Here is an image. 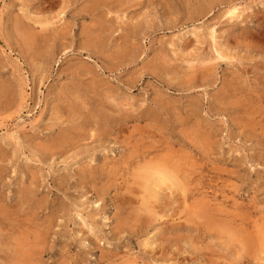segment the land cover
I'll return each instance as SVG.
<instances>
[{
  "label": "rangeland",
  "instance_id": "obj_1",
  "mask_svg": "<svg viewBox=\"0 0 264 264\" xmlns=\"http://www.w3.org/2000/svg\"><path fill=\"white\" fill-rule=\"evenodd\" d=\"M17 263L264 264V0H0Z\"/></svg>",
  "mask_w": 264,
  "mask_h": 264
},
{
  "label": "bare ground",
  "instance_id": "obj_2",
  "mask_svg": "<svg viewBox=\"0 0 264 264\" xmlns=\"http://www.w3.org/2000/svg\"><path fill=\"white\" fill-rule=\"evenodd\" d=\"M235 13V10L231 11V14ZM94 89V88H93ZM109 121V120H108ZM142 152V151H141ZM155 156V155H154ZM139 158V157H138ZM160 159V158H159ZM174 162V161H173ZM178 164V163H177ZM170 167V166H169ZM169 167L167 166H164V165H158L155 167V170L151 173H149L148 175L149 176H146V188H147V191L148 192V198L149 200L151 198L153 199H156L155 201H157L159 199V195L161 193V191L163 189H166V188H173L175 189L174 187H179L181 188V182L179 181V177L174 174V172L172 171H169ZM176 168V167H175ZM174 168V170H175ZM153 169V168H151ZM173 169V168H172ZM148 170V169H147ZM177 170V174H178V169ZM175 170V171H176ZM183 170V169H182ZM145 171V170H144ZM152 171V170H151ZM193 172V171H191ZM142 177V175H141ZM144 179V178H143ZM144 179V180H145ZM181 180V179H180ZM143 186V185H141ZM164 191V190H163ZM119 193V192H118ZM105 194V193H104ZM146 195V194H145ZM115 198V197H114ZM148 200V202L150 203V201ZM153 201V200H152ZM151 201V202H152ZM160 201V199L158 200ZM210 201V200H209ZM205 202V201H204ZM146 204V203H145ZM159 204V203H157ZM219 205V204H218ZM154 206L155 208V204L152 205L151 203V206L150 204L148 205V207H152ZM158 206V205H157ZM147 207V208H148ZM200 207V206H199ZM146 209V208H145ZM149 209V208H148ZM226 210V209H225ZM149 211V210H148ZM137 213V212H136ZM220 213V212H219ZM201 214V213H200ZM163 216V215H162ZM192 219V218H191ZM119 220V219H118ZM232 227V225H231ZM46 228V227H45ZM120 228V227H119ZM184 228V227H183ZM238 229V228H237ZM235 232V231H234ZM239 235V234H238ZM245 235V234H244ZM28 245V244H27ZM31 249V248H30ZM242 249V248H241ZM34 256V255H33ZM125 262V261H124ZM18 264V263H17Z\"/></svg>",
  "mask_w": 264,
  "mask_h": 264
}]
</instances>
